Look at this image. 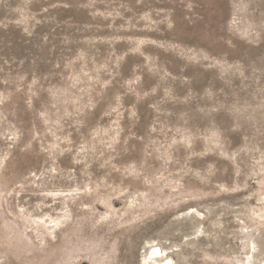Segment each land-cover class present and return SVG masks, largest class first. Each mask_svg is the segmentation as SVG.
I'll return each mask as SVG.
<instances>
[{
    "label": "rangeland",
    "instance_id": "1",
    "mask_svg": "<svg viewBox=\"0 0 264 264\" xmlns=\"http://www.w3.org/2000/svg\"><path fill=\"white\" fill-rule=\"evenodd\" d=\"M162 261L264 264V0H0V264Z\"/></svg>",
    "mask_w": 264,
    "mask_h": 264
},
{
    "label": "bare ground",
    "instance_id": "2",
    "mask_svg": "<svg viewBox=\"0 0 264 264\" xmlns=\"http://www.w3.org/2000/svg\"><path fill=\"white\" fill-rule=\"evenodd\" d=\"M159 252V249L158 248H152L151 250H150V252L148 253V255L149 256H154V255H156L157 253ZM160 264H170V262H163L162 261V263H160Z\"/></svg>",
    "mask_w": 264,
    "mask_h": 264
}]
</instances>
